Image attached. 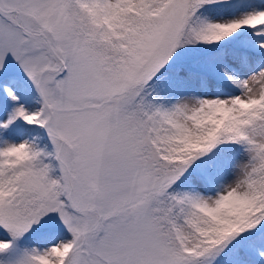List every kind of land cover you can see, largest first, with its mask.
<instances>
[{
    "label": "snow or ice",
    "instance_id": "obj_1",
    "mask_svg": "<svg viewBox=\"0 0 264 264\" xmlns=\"http://www.w3.org/2000/svg\"><path fill=\"white\" fill-rule=\"evenodd\" d=\"M0 264H264V0H0Z\"/></svg>",
    "mask_w": 264,
    "mask_h": 264
}]
</instances>
